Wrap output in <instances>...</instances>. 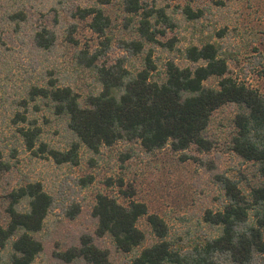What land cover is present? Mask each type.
<instances>
[{
    "label": "rangeland",
    "instance_id": "rangeland-1",
    "mask_svg": "<svg viewBox=\"0 0 264 264\" xmlns=\"http://www.w3.org/2000/svg\"><path fill=\"white\" fill-rule=\"evenodd\" d=\"M128 2L0 0V226L6 228L9 222L12 191L40 183L54 199L41 231L34 235L42 252L33 264H65L57 254L78 247L83 235L108 251L111 264H128L156 242L146 217L137 224L146 240L129 254L117 251L109 238H98L92 210L99 194L122 205L144 203L149 214L166 223L171 245L186 251L219 235V228L203 219L206 211L221 210L225 203L217 180L231 179L244 193L259 180L256 165L231 151L234 118L239 112L236 105L226 104L211 115L204 133L212 143L208 152L195 147L177 152L170 145L147 152L138 142L121 141L94 153L77 141L67 117L57 115L49 99L31 96L33 89L70 88L85 105L97 95L101 91L97 73L79 64L81 52L103 55L98 65H114L125 58L124 68L133 75L150 54L156 67L151 76L161 80L169 61L179 68L202 65L186 60L184 52L207 43L215 45L226 61L228 76L264 95V0H139L137 13L127 10ZM84 9H100L109 19L103 36L92 31L93 16L80 18L78 13ZM186 9L200 17L188 18ZM148 13L154 42L142 40L138 33ZM43 30L53 35L48 49L36 43V35ZM130 41L143 42L138 56L129 57L122 48L123 42ZM218 82L212 77L204 85L216 88ZM29 127L40 129L33 151L26 149L20 135L21 129ZM76 143V164H56L39 150L45 145L48 150L65 152ZM124 192L133 195L127 198ZM27 202L23 200L17 209L26 211ZM12 241L0 248V264H11ZM70 264L86 263L80 259Z\"/></svg>",
    "mask_w": 264,
    "mask_h": 264
},
{
    "label": "trees",
    "instance_id": "trees-1",
    "mask_svg": "<svg viewBox=\"0 0 264 264\" xmlns=\"http://www.w3.org/2000/svg\"><path fill=\"white\" fill-rule=\"evenodd\" d=\"M130 13L140 9L139 0H129ZM188 18L198 19L200 13L185 10ZM80 18L92 17L90 27L103 36L109 19L100 9L79 11ZM144 15L138 27L142 40L154 42L148 18ZM53 35L42 31L36 35L40 48L48 49L53 44ZM122 48L129 57L138 56L143 49L142 41L123 42ZM99 54L78 55L80 65L95 69L101 91L81 105L70 88L33 89L32 97L49 99L57 115L66 116L68 128L77 141L97 153L102 146L111 147L117 142H138L147 152L170 145L177 152L195 147L199 152H208L212 143L204 137L211 115L226 104L239 108L234 118L236 134L231 151L244 162L257 167L258 182L248 193L242 192L237 182L221 177L217 180L225 203L218 211H206L204 221L219 228L217 237L190 250L175 249L167 240L169 231L158 215L149 214L144 203L129 201L126 205L103 194L96 196L92 216L97 222L95 235L109 238L115 249L129 254L140 248L146 240L137 224L146 217L147 226L156 239L149 247L128 264H264V95L238 83L228 76V67L219 57L213 44L190 47L184 57L191 63L203 64L191 68H179L173 61L165 66V75L154 80L151 73L156 69L152 55L144 58L142 69L132 74L124 68V59L114 65H98ZM215 77L216 88L204 83ZM22 120H25L24 118ZM34 126L33 124L30 125ZM21 129L20 135L28 151H33L40 135L38 127ZM56 164H76L79 145L72 144L65 151L39 147ZM122 187L123 182L118 181ZM131 198L133 193H123ZM6 228L0 226V248L12 241L11 264H33L42 252L41 243L34 235L41 231L43 222L54 206V199L44 192L40 183H29L9 194ZM27 200V210L19 211L18 205ZM73 215V214H72ZM65 264L83 260L86 264H111L107 250L98 248L91 236L83 235L78 247L58 253Z\"/></svg>",
    "mask_w": 264,
    "mask_h": 264
}]
</instances>
